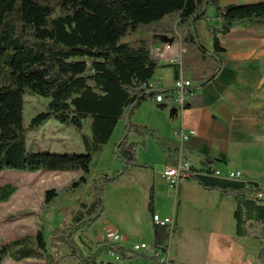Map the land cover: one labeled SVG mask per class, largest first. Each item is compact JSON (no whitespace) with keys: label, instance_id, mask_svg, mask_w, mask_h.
<instances>
[{"label":"trees","instance_id":"obj_1","mask_svg":"<svg viewBox=\"0 0 264 264\" xmlns=\"http://www.w3.org/2000/svg\"><path fill=\"white\" fill-rule=\"evenodd\" d=\"M213 5L220 23H208V7ZM169 16L171 23L162 32L171 33L177 27L182 31L183 43L209 53L216 62L212 73L199 74L194 88H200L214 79L222 62L218 52L224 50L220 37L233 29L246 28L264 21V1H248L222 5L220 0H0V171L18 170L76 171L81 175L72 182L78 189L86 184L95 154L103 151L122 120L126 129L114 145L115 155L123 168L115 173H100L93 183V200L82 202L67 229L56 227L53 236L58 241L48 242L40 228L35 234L34 246L22 237L0 245V264L7 258L21 262L42 260L45 264H59L60 246L70 247L69 256L78 264H119V261L141 257L150 264H163L158 252H167L171 233L167 226L154 223L151 253L139 252L120 242L104 241L95 250L84 255L74 243V235L83 228H92L105 210V193L123 176L140 164L137 151L153 138L167 155L169 164H176L170 142L153 126L137 123L133 117L144 101L160 94L150 87V80L160 66L152 58L151 47L161 42L151 31V37L142 36L137 44L122 41L142 28L162 24ZM177 20V22H176ZM206 21L212 33V48L200 41L196 23ZM149 30V29H148ZM157 31V30H156ZM158 32V31H157ZM160 33V35L162 34ZM173 88L167 87L165 92ZM50 98L48 108L37 113L29 124L24 123V96ZM199 94L193 95L184 109L199 107ZM74 128L80 133L83 152H52L30 150L27 133L43 127L50 120ZM135 134L142 140H132ZM215 159L207 158L203 168L192 167L187 179L197 181L205 190L233 196L238 205L236 240L254 239L264 242V186L258 181L230 180L214 176ZM17 192L11 184L0 186V202H8ZM58 197L56 189L45 192L50 204ZM155 188L148 196V208L154 211ZM117 255L119 261L100 260L104 251ZM264 264V247L258 252ZM167 264H183L170 259Z\"/></svg>","mask_w":264,"mask_h":264},{"label":"crops","instance_id":"obj_2","mask_svg":"<svg viewBox=\"0 0 264 264\" xmlns=\"http://www.w3.org/2000/svg\"><path fill=\"white\" fill-rule=\"evenodd\" d=\"M248 1L264 0H220L224 6ZM215 18L214 26L220 23V19ZM160 33L154 32L162 40L153 46H162L174 39L168 37L172 32ZM220 42L224 48L218 52L222 65L214 79L198 89L201 106L182 110L169 97L163 102L153 97L142 103L133 120L158 128L170 142L174 160L177 161L181 154L184 162L199 169L204 167L207 158H213L214 167L241 171L245 180L253 179L264 186V21L246 28H235L228 35L221 36ZM163 68L160 66L156 70L150 83L173 88L178 67L170 65L171 81L161 74ZM125 129L126 121L122 120L104 148H114ZM181 129L195 131L184 142L182 150L179 149L180 143L176 137V132ZM142 149L138 150V161L148 166L131 169V175L136 178L134 186L116 190V205L108 212L105 208L92 228H83L77 233L75 244L84 255L95 250L98 243L111 241L114 233L124 234L126 241L122 244L129 248L142 242L152 243L153 215L159 214L161 217L173 216L175 219V232L169 240L170 259L183 264H261L258 252L264 247V242L254 239L236 240L234 212L238 201L233 196L205 190L197 181L186 178L180 181L172 194L169 193L164 188L168 185L164 174L169 164L166 153L151 137L146 138ZM159 171L163 174L160 178L157 175ZM152 186L155 188L153 212L148 208ZM133 193L137 195V200L143 197L144 203L139 208H135L133 200L129 198ZM73 258L75 264H78V259ZM99 259L119 261L116 254L107 250L99 255ZM133 262L150 264L141 257L119 261V264H135Z\"/></svg>","mask_w":264,"mask_h":264},{"label":"rangeland","instance_id":"obj_3","mask_svg":"<svg viewBox=\"0 0 264 264\" xmlns=\"http://www.w3.org/2000/svg\"><path fill=\"white\" fill-rule=\"evenodd\" d=\"M215 11L216 10L213 5L208 7V23L213 26L216 24ZM168 23H171V18L169 16L162 19V24H156L149 28H142L134 35L124 36L122 41L130 42L131 44L136 45V40L138 38L142 36L151 37V31L156 32L157 30L158 32H162L163 26ZM196 26L200 36V41L206 48L211 49L212 33L207 27V22L198 20ZM183 45L187 51L182 54L181 63L183 64L185 74L188 77L194 80L203 72H212L216 62L209 53L202 52L196 48V46L186 44L185 42ZM164 67L165 68L161 70V74L166 78V80L171 81L172 69L169 68L170 66ZM50 101V98L43 96L25 95L23 111L24 123L28 125L32 117L48 108ZM137 137V135L133 134L131 138L132 140H135ZM58 138H62V140H58ZM61 141H64V143H59ZM27 144L30 150L35 151L49 150L52 152H83L85 150L79 131L65 126L55 119L50 120L40 129L28 131ZM158 146L160 145L158 144ZM143 147L144 145L139 146L140 151H143ZM122 167L123 162L115 155L113 146H108L107 148H104L103 152L95 154L92 162L91 173L88 175L89 182L81 185V187L76 190L71 187V184L81 175L82 172L80 170L39 171L35 173L22 172L18 170L0 171V186L11 184L17 187V192L8 202H0V245L4 243H11L12 241L22 237H27L28 245L34 246L35 234L42 227L46 232L48 242H51L52 240L54 241V237L55 240L58 241V238L56 237H58L60 233L53 236V230L56 227L63 229L70 227L73 215L79 208V203L82 201L89 202L92 200L93 183L96 177L95 175L103 173L104 171L108 173H115L121 170ZM157 175L160 178V175L163 174L159 171ZM134 182H136V178L130 173L123 176L116 184L107 189L105 193L106 212L111 210L112 206L116 205V190H125L130 188L131 186H134ZM167 184L168 185L164 188L172 194L174 192V188L170 187L169 182ZM51 188L57 190L58 197L50 204H47L45 202V192ZM139 192L141 193L143 191ZM134 194L135 193L131 194L129 198L130 200H133V204L136 206L135 208H139V206H142L144 203V200L142 199L143 197H141L140 200H137V195L135 196ZM113 209L118 210L119 208L113 207ZM77 233L78 232L74 235V243L78 240ZM57 252L59 264H75L76 260L73 257L67 256L70 252V247L68 245L62 244L60 246V251ZM36 263L45 264V262H34L28 260L24 262H17L12 258H7L3 264ZM133 263L136 264V262Z\"/></svg>","mask_w":264,"mask_h":264},{"label":"built area","instance_id":"obj_4","mask_svg":"<svg viewBox=\"0 0 264 264\" xmlns=\"http://www.w3.org/2000/svg\"><path fill=\"white\" fill-rule=\"evenodd\" d=\"M168 37H173L174 39L170 42L167 41L162 46H152L151 47V56L152 58L163 63H172L178 66V76L173 84V91L165 92L164 87L159 86L155 82H149L150 87L153 89L160 90V94L155 96V99L158 102H163L167 97L173 101V103L178 106L180 109H184L185 104L190 101L193 95L198 94L199 88H194L195 81L188 77L185 74V69L181 63L182 54L187 50L183 45L182 32L175 27V30ZM176 40V42H174ZM180 61V63H179ZM167 95V96H166ZM195 134L194 130H178L176 132V137L179 141V149L182 150L184 142L189 139L191 135ZM192 166L182 160L180 154L179 159L176 161V164H168L165 168L164 174L169 182L171 188H175L182 179H187V177L192 172ZM212 174L217 177L226 178L230 180H244V175L241 171L232 170V169H222L217 167H212ZM257 197H264L263 193H258ZM154 223L167 226L171 236L175 232V219L173 216L161 217L159 214L153 215ZM111 241L123 243L126 241V237L122 233H114L111 236ZM170 246V244H169ZM134 250L139 252L151 253L153 251L151 244L147 242H142L134 245ZM169 249L167 252H158L160 255V261L163 264H167L170 260L169 258Z\"/></svg>","mask_w":264,"mask_h":264}]
</instances>
